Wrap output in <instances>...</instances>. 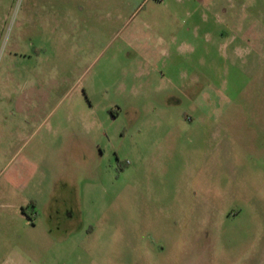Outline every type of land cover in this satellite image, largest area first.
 Returning <instances> with one entry per match:
<instances>
[{
  "label": "rangeland",
  "instance_id": "obj_1",
  "mask_svg": "<svg viewBox=\"0 0 264 264\" xmlns=\"http://www.w3.org/2000/svg\"><path fill=\"white\" fill-rule=\"evenodd\" d=\"M20 167L39 225L0 264H264V0H0V187Z\"/></svg>",
  "mask_w": 264,
  "mask_h": 264
},
{
  "label": "crops",
  "instance_id": "obj_2",
  "mask_svg": "<svg viewBox=\"0 0 264 264\" xmlns=\"http://www.w3.org/2000/svg\"><path fill=\"white\" fill-rule=\"evenodd\" d=\"M14 172V176L5 180L0 187V229L8 225L7 221H15L23 229L28 230V227L35 230L39 225L37 224V217L39 216L37 210L32 212L30 219L24 212L25 207H29L33 200L32 196H28L24 190L32 182V179L26 177V174L23 175L26 170L21 167L15 169ZM23 184L26 185L21 188ZM79 206L77 193L54 192L43 210L47 220L42 227L46 235L52 240H59L62 232L72 227L80 216ZM33 216H36L35 219ZM23 222H25V226Z\"/></svg>",
  "mask_w": 264,
  "mask_h": 264
},
{
  "label": "trees",
  "instance_id": "obj_3",
  "mask_svg": "<svg viewBox=\"0 0 264 264\" xmlns=\"http://www.w3.org/2000/svg\"><path fill=\"white\" fill-rule=\"evenodd\" d=\"M34 205H35V203H32V204L30 205V207H33V208H34ZM24 211H25V209H24Z\"/></svg>",
  "mask_w": 264,
  "mask_h": 264
}]
</instances>
